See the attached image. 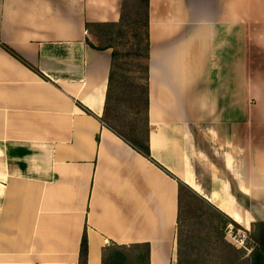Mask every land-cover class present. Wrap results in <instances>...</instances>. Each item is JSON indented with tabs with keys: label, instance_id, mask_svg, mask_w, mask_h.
Returning <instances> with one entry per match:
<instances>
[{
	"label": "crops",
	"instance_id": "1",
	"mask_svg": "<svg viewBox=\"0 0 264 264\" xmlns=\"http://www.w3.org/2000/svg\"><path fill=\"white\" fill-rule=\"evenodd\" d=\"M123 6L0 0V264H81L85 235V264L110 242L176 262L177 179L102 122L113 50L93 30ZM148 19L150 155L248 228L264 216V0H148Z\"/></svg>",
	"mask_w": 264,
	"mask_h": 264
},
{
	"label": "rangeland",
	"instance_id": "2",
	"mask_svg": "<svg viewBox=\"0 0 264 264\" xmlns=\"http://www.w3.org/2000/svg\"><path fill=\"white\" fill-rule=\"evenodd\" d=\"M147 7V0H124L122 21L94 26L92 36L97 46H112L118 53L111 101L103 119L138 145L148 133ZM239 155L247 158L244 151ZM219 173L229 184L230 194L248 213L249 201L237 190L235 179L221 168ZM181 207L182 246L179 252L177 230L175 264H264V216L260 209L256 221L247 228L232 217L235 223L226 220L216 205L206 204L188 188L182 189ZM129 253L135 255L137 251Z\"/></svg>",
	"mask_w": 264,
	"mask_h": 264
},
{
	"label": "trees",
	"instance_id": "3",
	"mask_svg": "<svg viewBox=\"0 0 264 264\" xmlns=\"http://www.w3.org/2000/svg\"><path fill=\"white\" fill-rule=\"evenodd\" d=\"M147 6H148V0H147ZM148 10V7H147ZM122 19H123V14H122ZM121 19V21H122ZM120 21V22H121ZM119 22V23H120ZM119 23H106L104 25L112 26V25H117ZM148 26H149V19H148V12H147V17H146V27H147V45H146V56L149 57V47H150V41H149V31H148ZM12 54L14 52L6 47ZM107 48H112V65H111V70H110V76H109V86H108V91H107V97H106V107H105V113L104 116L108 112L109 104L111 101V92H112V86L114 79L116 77V68H117V56L118 53L117 51L112 47V46H107ZM15 55V54H14ZM147 102L149 103L148 100V91H147ZM148 108V106H147ZM84 110L88 114H94L92 111H90L87 108H84ZM103 116V117H104ZM102 122L107 125L110 129H112L116 134H118L120 137H122L124 140L129 142L132 146H134L137 150H139L142 154H144L146 157H148L151 161H153L155 164H157L160 168L165 170L170 176L173 178H176L179 184V210H178V220H177V230H178V250L180 252L182 243H181V227H182V217H181V195H182V189L183 188H188L191 192L194 194H197L200 196L206 204L214 207V204L211 203L209 200L204 198L202 195L197 193L194 189H192L190 186L185 184L183 181H181L178 177H176L174 174H172L170 171H168L164 166H162L160 163H158L156 160H154L151 155H150V150L148 148L147 144V136L145 141L141 144L138 145L136 143H132L131 141H128L121 133L113 129L109 124H107L104 119L102 118ZM149 126V124H148ZM149 130V127H148ZM219 213L226 218V220H229L231 223H235L230 216L222 211L221 209L216 208ZM136 250L137 254L133 255L132 253L130 254L129 252H132ZM150 244L145 242V243H132V244H118L116 242H110L106 247H104L103 252H102V264H151V258H150ZM87 252V238L86 235L83 238L82 241V247H81V264H85V256Z\"/></svg>",
	"mask_w": 264,
	"mask_h": 264
}]
</instances>
